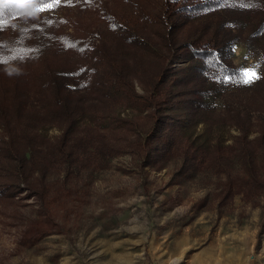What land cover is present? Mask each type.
I'll list each match as a JSON object with an SVG mask.
<instances>
[{
    "label": "trees",
    "instance_id": "trees-1",
    "mask_svg": "<svg viewBox=\"0 0 264 264\" xmlns=\"http://www.w3.org/2000/svg\"><path fill=\"white\" fill-rule=\"evenodd\" d=\"M49 3L0 0V205L22 226L18 246L58 233L57 214L80 207L92 174L124 153L212 170L224 200L264 198V74L244 84L252 101L226 100L211 120L241 72L232 29L260 35L264 56V0H69L71 13L34 12ZM224 124L238 132L230 142L207 135ZM22 191L36 200L31 218Z\"/></svg>",
    "mask_w": 264,
    "mask_h": 264
},
{
    "label": "rangeland",
    "instance_id": "rangeland-1",
    "mask_svg": "<svg viewBox=\"0 0 264 264\" xmlns=\"http://www.w3.org/2000/svg\"><path fill=\"white\" fill-rule=\"evenodd\" d=\"M68 1L60 0L52 8L42 5L34 12L71 13L74 8L69 10ZM232 32L237 40L230 59L241 72L236 81L223 85L215 99L214 123L223 118L226 100L252 101L244 88L248 83L242 82L245 69H254L259 78L264 74L261 36L244 28ZM186 65L175 61L171 68ZM125 114L135 118L139 113L125 110ZM205 130V123L199 122L192 131ZM43 132L51 139L60 134L57 126ZM237 133L224 124L207 135L230 142ZM218 182L214 171L188 170L182 158L161 151L148 165L129 153L115 156L108 168L92 174L80 207L67 216L64 211L57 214L59 232L32 247L18 246L22 226L0 205V264H264V198L246 201L235 194L224 200L217 195ZM15 200L24 218L35 216L37 203L28 191Z\"/></svg>",
    "mask_w": 264,
    "mask_h": 264
},
{
    "label": "snow or ice",
    "instance_id": "snow-or-ice-1",
    "mask_svg": "<svg viewBox=\"0 0 264 264\" xmlns=\"http://www.w3.org/2000/svg\"><path fill=\"white\" fill-rule=\"evenodd\" d=\"M42 2H43V0H41V3ZM59 2H60V0H52V3L46 4L45 7L46 8H52V7L56 6ZM41 10H43V9H41ZM2 26H3V24L0 23V27H2ZM255 79H259V76L257 75V73L255 72L254 69H245L244 70L243 81H242L243 83H251Z\"/></svg>",
    "mask_w": 264,
    "mask_h": 264
}]
</instances>
